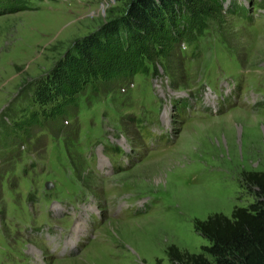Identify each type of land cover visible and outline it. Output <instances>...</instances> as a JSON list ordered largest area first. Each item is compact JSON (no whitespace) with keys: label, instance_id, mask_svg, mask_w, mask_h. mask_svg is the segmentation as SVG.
I'll list each match as a JSON object with an SVG mask.
<instances>
[{"label":"rangeland","instance_id":"rangeland-1","mask_svg":"<svg viewBox=\"0 0 264 264\" xmlns=\"http://www.w3.org/2000/svg\"><path fill=\"white\" fill-rule=\"evenodd\" d=\"M134 1L0 0V264H170L210 244L196 220L255 200L264 0L183 1L127 74Z\"/></svg>","mask_w":264,"mask_h":264},{"label":"trees","instance_id":"trees-1","mask_svg":"<svg viewBox=\"0 0 264 264\" xmlns=\"http://www.w3.org/2000/svg\"><path fill=\"white\" fill-rule=\"evenodd\" d=\"M137 1L130 5L128 14L122 19L121 33L112 29L116 39L114 44L119 52L135 55V68L129 72L127 70V74L146 72L148 69L143 52L134 51L129 42L132 40L140 43L138 37L150 33L155 24H158V19L161 20L165 16L169 21L176 16V9L180 12V9H185L186 6L183 2L185 0ZM151 3L154 6H150ZM145 6L151 10H146ZM97 46L103 54L115 53L111 51L113 45L106 44V41L104 44L98 42ZM78 65L76 62L69 65L75 77L78 74ZM242 176L246 185L254 191L255 200L248 206L234 207L230 216L213 213L204 220H196L195 229L208 239L210 244L203 246L202 251L198 253L180 250L171 245L167 250L170 264H264V170L246 171ZM154 264L163 263L161 259H157Z\"/></svg>","mask_w":264,"mask_h":264},{"label":"water","instance_id":"water-1","mask_svg":"<svg viewBox=\"0 0 264 264\" xmlns=\"http://www.w3.org/2000/svg\"><path fill=\"white\" fill-rule=\"evenodd\" d=\"M50 185H51V182L46 183V187H50Z\"/></svg>","mask_w":264,"mask_h":264},{"label":"bare ground","instance_id":"bare-ground-1","mask_svg":"<svg viewBox=\"0 0 264 264\" xmlns=\"http://www.w3.org/2000/svg\"><path fill=\"white\" fill-rule=\"evenodd\" d=\"M194 193V192H193Z\"/></svg>","mask_w":264,"mask_h":264}]
</instances>
